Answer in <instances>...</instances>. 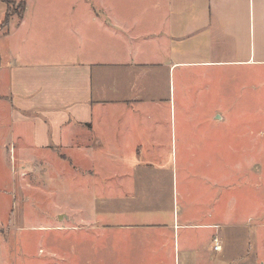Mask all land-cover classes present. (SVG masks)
<instances>
[{
    "label": "rangeland",
    "instance_id": "obj_1",
    "mask_svg": "<svg viewBox=\"0 0 264 264\" xmlns=\"http://www.w3.org/2000/svg\"><path fill=\"white\" fill-rule=\"evenodd\" d=\"M257 73L222 66L215 79L189 78L184 96L178 85L161 145L138 129H118L120 137L104 135L103 143L82 129L44 157L32 146L4 145L0 264H263L264 73ZM124 109L106 119L123 128ZM136 150L139 161L126 160ZM205 188H218V202L207 204Z\"/></svg>",
    "mask_w": 264,
    "mask_h": 264
},
{
    "label": "crops",
    "instance_id": "obj_2",
    "mask_svg": "<svg viewBox=\"0 0 264 264\" xmlns=\"http://www.w3.org/2000/svg\"><path fill=\"white\" fill-rule=\"evenodd\" d=\"M222 66L264 73V0H0V150L44 157L82 129L100 143L138 129L161 145L178 85L184 96L189 78L215 79ZM121 105L123 128L106 119ZM204 193L218 202V188Z\"/></svg>",
    "mask_w": 264,
    "mask_h": 264
},
{
    "label": "built area",
    "instance_id": "obj_3",
    "mask_svg": "<svg viewBox=\"0 0 264 264\" xmlns=\"http://www.w3.org/2000/svg\"><path fill=\"white\" fill-rule=\"evenodd\" d=\"M214 242H215V244L213 245V249L214 250H218L219 249V246L217 244V241L215 240Z\"/></svg>",
    "mask_w": 264,
    "mask_h": 264
}]
</instances>
